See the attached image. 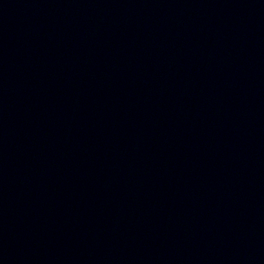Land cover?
<instances>
[{
	"label": "water",
	"instance_id": "water-1",
	"mask_svg": "<svg viewBox=\"0 0 264 264\" xmlns=\"http://www.w3.org/2000/svg\"><path fill=\"white\" fill-rule=\"evenodd\" d=\"M0 264H264V0H0Z\"/></svg>",
	"mask_w": 264,
	"mask_h": 264
}]
</instances>
